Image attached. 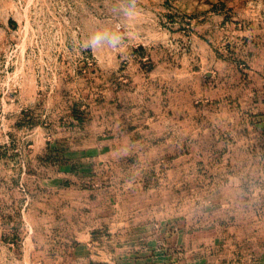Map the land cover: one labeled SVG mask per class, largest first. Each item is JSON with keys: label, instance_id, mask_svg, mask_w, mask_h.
I'll return each instance as SVG.
<instances>
[{"label": "rangeland", "instance_id": "374dc122", "mask_svg": "<svg viewBox=\"0 0 264 264\" xmlns=\"http://www.w3.org/2000/svg\"><path fill=\"white\" fill-rule=\"evenodd\" d=\"M0 264H264V0H0Z\"/></svg>", "mask_w": 264, "mask_h": 264}, {"label": "clouds", "instance_id": "9594fccd", "mask_svg": "<svg viewBox=\"0 0 264 264\" xmlns=\"http://www.w3.org/2000/svg\"><path fill=\"white\" fill-rule=\"evenodd\" d=\"M123 43L124 37L117 30L98 27L82 42L81 47L92 51L104 48L115 50L121 48Z\"/></svg>", "mask_w": 264, "mask_h": 264}]
</instances>
